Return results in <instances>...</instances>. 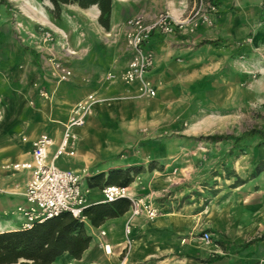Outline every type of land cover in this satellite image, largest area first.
Instances as JSON below:
<instances>
[{
  "label": "crops",
  "instance_id": "crops-1",
  "mask_svg": "<svg viewBox=\"0 0 264 264\" xmlns=\"http://www.w3.org/2000/svg\"><path fill=\"white\" fill-rule=\"evenodd\" d=\"M261 3L262 0H219L213 25L199 26L193 34L195 43L244 33L261 13ZM191 4L192 0H112L109 29L98 23L100 11L95 5L86 9L76 6V11L65 14L63 31L75 55L63 56L55 41L36 51H41L39 58L35 54L31 56L24 75L23 97L13 103L9 116L0 125V161L31 160L32 142L43 134L53 140L48 155L51 158L73 106L94 93L112 100L96 104L86 124L75 129L74 155L61 156L54 163L63 169L86 173L83 186L90 203H102L103 197L100 188L88 187L86 177L100 173L106 176L113 169L137 168L129 188L146 197L159 193L155 187L164 184L163 175L172 170L179 158L177 151L168 148L170 143L159 136L167 128L165 122L173 118L175 98L187 97L191 90L197 67L202 65L198 51L206 48L186 43L192 35L153 33L144 44L154 54L153 67L146 74L156 87V96L152 98L139 97L137 83L109 81L106 74H118L127 66L125 22L129 18L139 14L150 20L157 13L167 11L179 19ZM52 58L63 59L72 69L69 81L59 83L51 77ZM40 89H45L51 97H40ZM1 172L4 171L0 170V184L5 185L11 179ZM16 176L18 182L13 184L17 185L0 192L3 203H9H2L3 207L10 210L23 202L24 187L21 188L19 178L24 184L28 173L17 171ZM251 184L240 183L235 191L242 200L244 214L236 219H223L221 226H214L201 209L197 212L192 207L173 209L165 204L157 205L160 213L152 220L144 215L131 217L128 210L121 216L105 219L98 227L84 221L85 231L91 237L88 248L80 259L64 253L54 264H118L127 221L131 223L132 243L126 264H256L264 257V241L241 248L243 243L255 240L250 238L255 223L247 216L259 208L255 204L258 191ZM10 222L0 221V231L20 226ZM199 229L209 230L212 235L218 233L219 244H202L195 237Z\"/></svg>",
  "mask_w": 264,
  "mask_h": 264
},
{
  "label": "rangeland",
  "instance_id": "rangeland-1",
  "mask_svg": "<svg viewBox=\"0 0 264 264\" xmlns=\"http://www.w3.org/2000/svg\"><path fill=\"white\" fill-rule=\"evenodd\" d=\"M75 7L63 5L56 11L48 0H0V125L9 116L13 103L23 97L24 75L31 56L39 58L41 51H36L46 48L40 41V33L54 31L56 43L61 42L58 33H64L65 14L76 11ZM263 9L264 0L261 13L237 37L199 43H195L193 34L187 37L186 43L192 47L206 48L198 51L202 65L197 67V78L191 83L187 97L175 98L173 118L165 122L167 128L159 136L170 143L169 149L179 153L178 163L163 175L164 184L155 187L159 193L146 197L131 189L155 207L165 204L173 209L192 207L195 212L201 209L214 226H221L223 219H236L244 214L242 200L235 191L240 183L250 182L258 191L255 204L259 206L247 216L256 227L250 238H260L261 242L264 241V146H260L264 141ZM121 73L109 72L106 78L122 82ZM109 100L112 99L106 98L105 102ZM7 163L11 162L0 161V170L4 171L1 175L11 180L3 184L8 185L6 188L0 184V192L18 182L17 171L4 168ZM259 164L263 170L254 176ZM85 174L81 173L83 178ZM19 180L23 189L27 179L24 184ZM3 202L0 199V221L20 225L11 214L13 210L3 207L9 203ZM6 229L12 228L3 230ZM203 230H197L195 237L199 238ZM218 237V233H213L210 245H218ZM256 264H264V257Z\"/></svg>",
  "mask_w": 264,
  "mask_h": 264
},
{
  "label": "built area",
  "instance_id": "built-area-1",
  "mask_svg": "<svg viewBox=\"0 0 264 264\" xmlns=\"http://www.w3.org/2000/svg\"><path fill=\"white\" fill-rule=\"evenodd\" d=\"M218 1L192 0L191 7L179 19L173 18L167 11L157 13L150 20H146L139 14L129 18L125 22V42L129 59L126 68L120 75V80L125 84L137 83L139 97H155L156 87L146 76L153 67L154 54L144 47L145 42L153 33L164 36L192 35L199 26H212L214 17L219 12ZM58 34L61 40L56 43L58 51L63 53V56L75 55V52L69 49L64 33ZM40 41L45 47L53 44L55 42L54 32L43 30L40 33ZM50 68L51 77L59 82L69 81L73 76L72 69L62 59L52 58ZM38 93L44 99L49 98V93L45 89H40ZM105 101L106 99L90 93L73 106L51 158L48 155L50 147L54 143L50 137L43 134L32 142L31 160L4 165L6 169L27 171L28 173L22 193L23 202L11 212L20 222L21 228L30 229L35 224L62 213H69L73 217H82L83 210L90 204L87 190L83 186V177L81 173L58 167L54 161L61 156L74 155V142L77 138L75 129L84 126L92 114L94 106ZM101 194L103 202H111L117 198L128 199L131 217L144 215L147 219L152 220L160 213V210L146 198L137 197L129 186H105L101 189ZM130 233L131 223L127 221L124 227L125 242L118 264H126L132 243ZM103 234L102 231L101 235ZM199 240L205 246L210 245L212 233L203 230ZM106 251L110 253V250Z\"/></svg>",
  "mask_w": 264,
  "mask_h": 264
},
{
  "label": "trees",
  "instance_id": "trees-1",
  "mask_svg": "<svg viewBox=\"0 0 264 264\" xmlns=\"http://www.w3.org/2000/svg\"><path fill=\"white\" fill-rule=\"evenodd\" d=\"M48 1L56 11H59L63 5H76L82 9L95 5L100 11L98 23L105 29L110 28L112 0ZM260 146H264V141L260 143ZM260 164L255 167L254 176L262 172L263 169L259 168ZM137 172L138 169L135 167L113 169L106 176L100 173L86 177L87 185L89 188L98 187L100 189L109 185L126 187L133 182ZM129 207L130 202L126 198H117L111 202L90 203L83 210L82 217H73L69 213H62L35 224L30 229H23L19 226L15 229L0 231V264H54L58 257L64 253H68L74 259H80L91 240L85 231L84 221L89 222L91 226L98 227L105 219L123 215L129 210ZM259 240L261 239L243 243L241 248Z\"/></svg>",
  "mask_w": 264,
  "mask_h": 264
}]
</instances>
